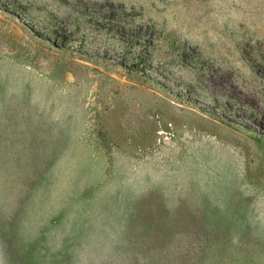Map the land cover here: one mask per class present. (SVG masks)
<instances>
[{
  "label": "rangeland",
  "instance_id": "1",
  "mask_svg": "<svg viewBox=\"0 0 264 264\" xmlns=\"http://www.w3.org/2000/svg\"><path fill=\"white\" fill-rule=\"evenodd\" d=\"M263 59L264 0H0V264H264Z\"/></svg>",
  "mask_w": 264,
  "mask_h": 264
},
{
  "label": "bare ground",
  "instance_id": "2",
  "mask_svg": "<svg viewBox=\"0 0 264 264\" xmlns=\"http://www.w3.org/2000/svg\"><path fill=\"white\" fill-rule=\"evenodd\" d=\"M62 1H64V0H61V2H62ZM66 1H67V0H66ZM96 7H98V6H96ZM87 9H88V8H87ZM83 11H84V10H83ZM89 12H90V10H89ZM101 12H102V11H101ZM97 14H98V13H97ZM99 14H100V13H99ZM103 14H104V13H103ZM88 15H89V14H88ZM91 16H92V15H91ZM102 16H103V15H102ZM103 17H104V16H103ZM93 19H94V18H93ZM259 41H260V40H259ZM255 43H256V42H255ZM257 43H258V42H257ZM259 43H260V42H259ZM248 44H249V43H248ZM248 44H247V45H248ZM261 44H262V43H261ZM242 45H243V44H242ZM262 46H263V45H262ZM244 47H245V45H244ZM241 48H242V47H241ZM249 49H250V48H249ZM249 49H248V50H249ZM248 50H247V51H248ZM250 52H251V51H250ZM245 54H246V53H245ZM241 55H242V54H241ZM248 55H249V54H248ZM246 56H247V55H246ZM251 56H252V55H251ZM248 57H250V56H248ZM259 57H260V56H259ZM250 58H251V57H250ZM243 59H244V58H243ZM245 59H246V58H245ZM256 59H257V58H256ZM258 59H259V58H258ZM260 59H261V58H260ZM251 60H252V59H251ZM263 60H264V59H263ZM254 61H255V60H254ZM251 62H252V61H251ZM256 62H257V61H256ZM254 63H255V62H254ZM256 64H257V63H256ZM257 67H258V66H257ZM263 70H264V69H263ZM263 70H262V71H263ZM232 83H233V82H232ZM228 84H229V82H228ZM230 84H231V83H230ZM223 86H224V84H223ZM225 88H226V87H225ZM236 89H237V88H236ZM227 90H228V89H227ZM222 91H223V90H222ZM224 94H225V92H224Z\"/></svg>",
  "mask_w": 264,
  "mask_h": 264
}]
</instances>
